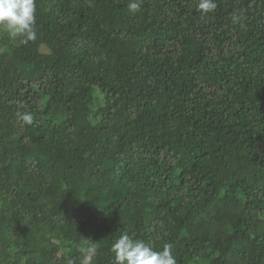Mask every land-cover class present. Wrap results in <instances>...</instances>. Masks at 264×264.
<instances>
[{"label": "trees", "instance_id": "trees-1", "mask_svg": "<svg viewBox=\"0 0 264 264\" xmlns=\"http://www.w3.org/2000/svg\"><path fill=\"white\" fill-rule=\"evenodd\" d=\"M199 2L36 0V41L0 31V264H115L123 232L264 264V0Z\"/></svg>", "mask_w": 264, "mask_h": 264}, {"label": "clouds", "instance_id": "clouds-1", "mask_svg": "<svg viewBox=\"0 0 264 264\" xmlns=\"http://www.w3.org/2000/svg\"><path fill=\"white\" fill-rule=\"evenodd\" d=\"M133 10L137 5L130 6ZM199 9L204 13L216 8L215 0H200ZM36 0H0V31L11 37L20 36L21 44L36 41ZM17 119L22 125H32L34 116L30 111H17ZM115 264H177L172 254V245L165 244L162 250H154L141 239L130 236L127 232L115 239L111 245ZM95 254L94 247L85 250L86 259Z\"/></svg>", "mask_w": 264, "mask_h": 264}]
</instances>
